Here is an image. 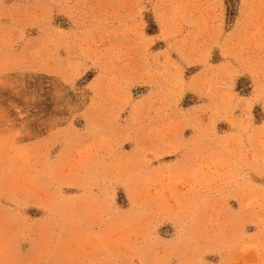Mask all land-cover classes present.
<instances>
[{
  "label": "rangeland",
  "instance_id": "obj_1",
  "mask_svg": "<svg viewBox=\"0 0 264 264\" xmlns=\"http://www.w3.org/2000/svg\"><path fill=\"white\" fill-rule=\"evenodd\" d=\"M0 264H264V0H0Z\"/></svg>",
  "mask_w": 264,
  "mask_h": 264
},
{
  "label": "crops",
  "instance_id": "obj_2",
  "mask_svg": "<svg viewBox=\"0 0 264 264\" xmlns=\"http://www.w3.org/2000/svg\"><path fill=\"white\" fill-rule=\"evenodd\" d=\"M66 152H67V151H64V150H63V153H66Z\"/></svg>",
  "mask_w": 264,
  "mask_h": 264
}]
</instances>
